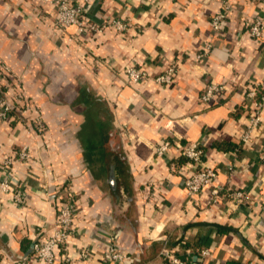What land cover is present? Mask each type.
Instances as JSON below:
<instances>
[{
	"label": "crops",
	"instance_id": "1",
	"mask_svg": "<svg viewBox=\"0 0 264 264\" xmlns=\"http://www.w3.org/2000/svg\"><path fill=\"white\" fill-rule=\"evenodd\" d=\"M224 2L230 8L212 35L210 18ZM257 12L264 18V0H89L92 20L116 16L129 27L78 36L74 26H56L42 0H0V57L11 70L0 91L18 78L25 98L18 121L0 120V180L24 194L18 204L0 190V264H45L32 243L52 231L66 196L76 209L74 233L55 249L53 264L63 255L71 264H164V244L199 264H264V164L257 160L264 108L249 143L234 152L248 111L243 93L264 81V37L251 38L243 24ZM170 61V84L124 73L134 64L154 75ZM209 82L229 89L205 104L199 97ZM36 112L42 133L31 122ZM163 140L198 141L217 170L213 182L244 190V198L235 205L225 196L209 202L207 188L187 194L189 165L174 147L157 156ZM23 146L29 155L19 160ZM109 242L126 253L123 261L106 259ZM83 248L86 258L78 255Z\"/></svg>",
	"mask_w": 264,
	"mask_h": 264
},
{
	"label": "built area",
	"instance_id": "2",
	"mask_svg": "<svg viewBox=\"0 0 264 264\" xmlns=\"http://www.w3.org/2000/svg\"><path fill=\"white\" fill-rule=\"evenodd\" d=\"M47 5L51 6L54 12V24L62 29L68 26L75 27V35H90L96 32H102L104 29L110 28L118 33L125 32L129 24L127 21L116 16H107L100 21H94L88 14L89 0H42ZM261 1V0H256ZM230 8L229 2H224L219 11L214 13L210 18V29L212 35H216L220 29L222 20L226 17L227 11ZM246 27L247 34L253 39L264 37V18L257 12L246 17L243 22ZM210 41L206 42L202 49L196 54V58L204 57L210 50ZM11 70L8 65L0 57V80L7 78ZM124 73L127 79L133 82L151 79L158 84H170L174 80L176 74V64L173 61L168 62L163 69L154 75H150L142 67H137L134 64L124 68ZM8 79V78H7ZM6 86L8 92L0 91V120L1 121H18L20 118L19 109L16 107L19 102L25 100L22 91H19L20 80L18 78L9 79ZM17 89V90H16ZM229 85L226 83L209 82L205 85L199 99L202 103H213L217 99L220 92L228 91ZM244 100L248 102V111L246 123L239 134V141L236 152L241 147L247 145L253 136V133L259 127L261 122V112L264 108V81L254 82L251 87L244 91ZM28 108L31 111L36 110L33 101H28ZM31 122L33 128L42 133L45 131V126L40 113L32 117ZM174 147L175 155L185 159L189 165L187 174L182 178L183 187L187 194L194 195L202 192L204 189H209V202L216 203L224 196L233 201V204H238L246 195L244 190L230 189L222 184H215L213 181L216 178V168L210 166L203 160V148L198 141L180 143H171L169 140H163L155 147L157 156H165L169 149ZM26 147H21L15 157L19 160H24L28 157ZM257 160L264 164V149L257 152ZM229 173L233 171V166H228ZM0 190L10 192L13 200L22 204L24 202L23 190L19 187L11 188L10 181L7 178L0 180ZM76 209L72 203L70 196L64 197L56 210L55 221L52 231L33 241L32 251L35 259L43 261L45 264L54 263L55 249L63 250L68 244L71 236L74 233L73 219ZM201 256L208 255V249L201 250ZM106 259L112 261H123L126 253L119 250L113 242L108 243L106 251ZM159 256L164 261V264H199L198 261L184 259L176 256L173 251L165 244L159 251ZM80 258L88 256V250L83 248L78 253ZM72 260L67 255H63L59 264H71Z\"/></svg>",
	"mask_w": 264,
	"mask_h": 264
},
{
	"label": "trees",
	"instance_id": "3",
	"mask_svg": "<svg viewBox=\"0 0 264 264\" xmlns=\"http://www.w3.org/2000/svg\"><path fill=\"white\" fill-rule=\"evenodd\" d=\"M237 147V145L234 147V149ZM240 149H238V151H239Z\"/></svg>",
	"mask_w": 264,
	"mask_h": 264
}]
</instances>
